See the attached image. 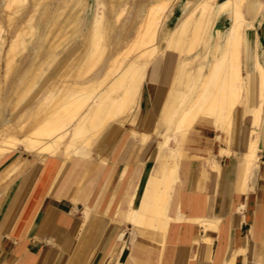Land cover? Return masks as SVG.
<instances>
[{"label": "bare ground", "instance_id": "obj_1", "mask_svg": "<svg viewBox=\"0 0 264 264\" xmlns=\"http://www.w3.org/2000/svg\"><path fill=\"white\" fill-rule=\"evenodd\" d=\"M93 1L85 25L90 0H1L0 103L12 116L24 100L31 105L23 119L0 126V161L12 157L16 146L23 145L29 155H37L40 171L47 168L53 194L65 197L68 191L55 189L58 180L63 176L70 186L69 177L76 176L77 166L86 168L95 157H109L106 153L119 134L122 142L113 154L122 155L128 148L129 158L149 157L145 162L149 167L156 159L150 169L162 178L149 180L138 206L134 194L124 195L118 202L112 217L132 226L129 239L124 240L122 232L119 243L132 244L138 230L148 228L167 235L172 223L176 224L174 234L178 230L183 234L190 224L217 232L220 216L190 219L177 210L180 163L175 162L163 174L166 164L160 160L188 154L181 148L182 141L196 126L209 124L219 132L218 139L221 134L228 135L219 152L202 158L216 173L214 183L221 181L220 162L224 156H232V143L246 142L247 151L241 159L237 157V163H259L264 136V49L260 48L264 26L259 29L256 22L264 20V1L252 13L248 0H230V24L224 15L214 12L219 0H144V6H140L141 0ZM180 2L185 7L176 17ZM216 20L219 28L225 29L223 37L213 31ZM42 27L43 36L31 54ZM248 30L252 31L250 39ZM197 45L200 48L192 54ZM47 60L50 67L45 70ZM18 74L25 85L14 91L11 87ZM167 147L171 148L168 154ZM13 162L0 175V182L28 163L21 155ZM129 165L125 163L120 175L126 177ZM247 174L248 167H244L237 181L241 191ZM18 176L6 187L5 191L11 190L1 209L0 230L12 227L19 213L20 197L29 179L14 183ZM253 178L255 185L257 178ZM132 180L128 183L131 189ZM158 187L163 195L156 196L154 206ZM82 192L73 201L74 208L81 207L86 213L81 232L99 201L97 197L91 201L93 193L85 196ZM166 193H170L169 200ZM114 195L113 191L110 198ZM154 215L158 227L151 225ZM194 240L200 245L201 240L212 243L209 236ZM237 253L233 251L223 264H234Z\"/></svg>", "mask_w": 264, "mask_h": 264}, {"label": "crops", "instance_id": "obj_2", "mask_svg": "<svg viewBox=\"0 0 264 264\" xmlns=\"http://www.w3.org/2000/svg\"><path fill=\"white\" fill-rule=\"evenodd\" d=\"M248 2L253 5L252 13H256L257 0ZM200 127L212 128L215 135L201 141L203 137ZM193 133L181 144V148L188 155L171 156L169 159L162 157L160 162L166 164L163 174L175 162L180 163L177 175L182 185L175 193L177 210L185 212L190 219L214 214L220 216L222 221L217 232L190 224L185 226L183 234L181 230L174 234L176 224L172 223L171 231L167 235L151 228L138 230L136 240L132 244L127 242L126 246H122L118 239L124 232L122 238L128 240L132 226L112 217L118 202L124 195L130 197L134 194V203L138 206L144 197L149 180L162 178L145 165L149 157L137 160L129 158L128 148L123 150L122 155H114L118 144L122 142V137L116 134L106 153L109 157H95L88 162L86 168L77 166L74 171L76 176L69 177L70 186L63 176L58 180L55 189L59 193L68 191L65 197H56L53 189L50 190L51 177L47 168L40 171L37 155H28L36 157L37 161V167L31 169V174L22 169L16 171L14 176L1 180L0 205L4 203L0 207V214L2 207L7 203L6 193L11 190L9 188L5 191L11 178L24 175L21 178L22 182L29 179L21 194L20 209L13 226L0 230V264H223L233 251H238L234 264H264V165L261 170L260 156V152L264 155V136L258 151L260 169L253 173L257 178L256 184H252L254 186L249 184L247 192L236 190L234 169L237 163L233 157L224 156L220 162V182L223 184L217 187L215 193L218 185L213 182L216 173L202 158H209L220 151L222 143L217 138L219 132L211 125L203 124L198 125ZM221 135L222 139L223 134ZM241 142L246 146L245 141L241 139ZM241 157H244V153ZM101 159L109 165L104 164ZM126 162H129L130 167L125 177L120 173ZM1 164L0 161V175L8 163ZM143 175L146 178L140 183ZM109 179L117 181V184L114 185V182L108 184ZM130 179L134 180L132 189L128 184ZM97 189L96 197L99 201L94 203L90 221L81 232V227L86 221V213L80 210L81 207L74 208L73 201L82 191L85 196H89ZM160 190L158 187L154 193L152 199L154 206ZM113 191L115 195L112 199L110 197ZM170 193L164 194L167 195V200ZM238 205L239 207L235 208ZM245 205L246 208L242 209ZM162 207L165 212L167 205L164 203ZM240 209L241 212L237 211ZM121 223H125L127 228H121ZM151 225L160 226L156 215L152 216ZM204 236H209L212 243L201 240L200 245L194 240L196 237L202 239ZM245 247L247 251L243 252L242 249Z\"/></svg>", "mask_w": 264, "mask_h": 264}, {"label": "rangeland", "instance_id": "obj_3", "mask_svg": "<svg viewBox=\"0 0 264 264\" xmlns=\"http://www.w3.org/2000/svg\"><path fill=\"white\" fill-rule=\"evenodd\" d=\"M264 0H257V7H256V11H257V8H258V6L263 2ZM93 3H94V1L93 0H90V6L91 7H89V9H88V12H87V14H86V16H85V19H84V24L85 25H87L88 24V22H89V20H90V16H91V14H92V10H93ZM145 1L144 0H141L140 1V6H144L145 5ZM193 3V2H192ZM134 4V6H136V3H133ZM52 5L54 6V3H52ZM51 5V6H52ZM52 6V7H53ZM230 0H219L218 1V4H217V6H215L214 7V12H215V14H217V15H224L225 16V21L227 22V23H231V13H230ZM184 7H185V5H184V3L183 2H180L179 4H178V7L176 8V10H175V14H176V17H178L179 16V14H180V12L184 9ZM0 8H1V0H0ZM171 14V13H170ZM87 19H89V20H87ZM219 19V18H218ZM248 19H250V16H249V18ZM227 23H225V25H226V27L229 25H227ZM219 21L218 20H216V23L214 24L215 26H214V29H213V31H214V33H218V35L220 36V37H223L224 36V31H225V29L224 28H219ZM249 25V24H248ZM256 25H257V27L259 28V29H263L262 27L264 26V20L262 19V18H259L258 20H257V22H256ZM164 27H166V25L164 26ZM44 28L45 27H42V28H40L39 29V35H38V38H37V40L32 44V47L30 48V53L31 54H33L34 52H36V49L38 48V43H39V41H40V39L42 38V36H43V33H44ZM250 31V32H249ZM251 30H248V31H246V33H247V36H248V38L250 39V37H251ZM116 34H117V32H116ZM214 35H216V34H214ZM77 39H78V37H77ZM75 46V45H74ZM198 46V48H196ZM197 46H195L193 49H194V51H193V49L191 50V53L193 54L196 50L195 49H199L200 47V45H197ZM260 48L261 49H264V34H263V37H262V40H261V43H260ZM204 50V49H203ZM202 50V51H203ZM51 59V58H50ZM49 59V60H50ZM49 60H47L48 62H46V64L43 66V68L45 69V70H47L50 66V64H49ZM200 64H202V65H204V63L203 62H198L197 63V65H200ZM243 74H245L246 72H245V68L243 67ZM14 71H16V69L14 70ZM13 71V72H14ZM5 73V72H4ZM20 75L18 74L17 76H16V80H15V82L13 83V85H12V87H11V89H14V91H17L18 89V87H20V86H24L25 85V81H23L22 79H21V77H19ZM22 90H24V89H22ZM29 103V101L28 102H26V100H24L23 101V106H22V108L21 109H18L17 111H13L12 113H13V116H12V114L10 115L8 112V114L5 112V107L3 106H1V103H0V126L2 125V124H5L6 122H9L10 120H14V119H20V117L23 119L24 117H23V115H25L28 111H29V108H30V105L31 104H28ZM34 103V102H33ZM16 112V113H15ZM25 112V113H24ZM12 117V118H11ZM15 117V118H14ZM209 125V124H208ZM197 127V126H196ZM213 127V126H212ZM250 127H254V126H250ZM200 132H201V134H202V140L201 141H206L207 139V137L208 138H211V137H213L214 135H215V131L212 129V128H207V127H200ZM227 134L225 133V134H223V138L221 139V137H222V135H221V137H220V142L222 143V145H225V141H226V139H227ZM172 146H173V141H171V143H170ZM19 147V148H18ZM124 147H125V145L123 146V147H121V150H123L124 149ZM174 147H175V145H174ZM232 147H234V150H233V154H232V156L231 157H233V159H234V161H235V163H237L236 161H237V157H239L240 159H241V155H243V153H245L246 151H247V147L245 146V144L244 143H242V142H239L238 144H235V143H232ZM19 150V151H18ZM165 150H167L165 153L166 154H168V152L171 150V148H169V147H167ZM19 155H21V156H23V157H25V158H28L29 159V161H28V163L26 164V166L24 167V169H25V171H30L31 169H35L36 167H37V161H36V157H34V156H29L28 157V153L25 151V149H24V146L23 145H17L16 146V149H15V153L13 154V156L12 157H9V158H7V159H5L4 161H1V165H4V164H7L8 163V165L7 166H10L12 163H14L13 161L16 159V157H18ZM188 155V154H187ZM15 156V157H14ZM260 156H262V162H261V170L263 169V165H264V155H263V153H261L260 152ZM155 161V162H154ZM155 163H156V159H153L151 162H150V167H153L154 165H155ZM134 165H136V162H134ZM7 166L5 167V168H7ZM220 166H221V164H220ZM236 166L237 167H235V172H236V177H235V180H236V186H235V189L236 190H238V191H241V189L240 188H238L237 187V181L238 180H241V178H240V176L242 175V172H243V170H244V167H248V174L246 175V177L245 176H243V178H246V186H245V191L247 192L248 190H249V184H253L252 183V180L254 179L253 178V171H255V170H258L259 171V169H260V164L258 163L257 164V162L255 163V162H252L251 164H249V163H247V162H244L243 164H241V163H237L236 164ZM181 174L183 175V168H182V172H181ZM22 176H24V175H22ZM22 176L20 177V176H18V178L16 179V182H19V181H21V178H22ZM20 177V178H19ZM13 178V177H12ZM145 178H146V176L145 175H143V177H142V179H141V181H140V183L142 182L143 183V181L145 180ZM9 183H11V180L8 182V184H7V186L9 185ZM15 183V182H14ZM222 184L223 183H218V185L216 186V188H215V193H217V187L219 186V185H221L222 186ZM252 186H254V185H252ZM243 190V191H244ZM138 192H140V190L138 191ZM97 193H98V189L96 190V192L94 191V193L92 194V198H91V201H93V199H94V197H96L97 196ZM137 194V193H136ZM221 194V193H220ZM5 196V195H4ZM6 200V196H5V199H4V201ZM4 203V202H3ZM2 203V204H3ZM2 204L0 205V207L2 206ZM239 207V205L238 206H236L235 208H238ZM234 208V209H235ZM244 208H246V205H245V207H243L242 209H244ZM242 209H240V210H237V211H239V212H241L242 211ZM83 214V213H82ZM81 214V215H82ZM121 225V228H127V226H126V224L125 223H121L120 224Z\"/></svg>", "mask_w": 264, "mask_h": 264}]
</instances>
